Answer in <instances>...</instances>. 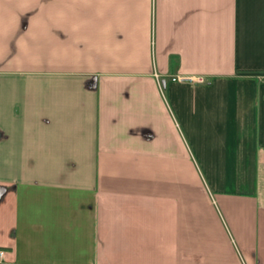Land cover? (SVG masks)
<instances>
[{
	"label": "crops",
	"instance_id": "1",
	"mask_svg": "<svg viewBox=\"0 0 264 264\" xmlns=\"http://www.w3.org/2000/svg\"><path fill=\"white\" fill-rule=\"evenodd\" d=\"M261 78L264 0H0V264H264Z\"/></svg>",
	"mask_w": 264,
	"mask_h": 264
},
{
	"label": "built area",
	"instance_id": "2",
	"mask_svg": "<svg viewBox=\"0 0 264 264\" xmlns=\"http://www.w3.org/2000/svg\"><path fill=\"white\" fill-rule=\"evenodd\" d=\"M173 81H189V82H198V83H205L206 79L203 76H181L178 75L172 78ZM5 255L3 250H0V259H2Z\"/></svg>",
	"mask_w": 264,
	"mask_h": 264
},
{
	"label": "rangeland",
	"instance_id": "3",
	"mask_svg": "<svg viewBox=\"0 0 264 264\" xmlns=\"http://www.w3.org/2000/svg\"><path fill=\"white\" fill-rule=\"evenodd\" d=\"M262 81H264V78H261Z\"/></svg>",
	"mask_w": 264,
	"mask_h": 264
}]
</instances>
